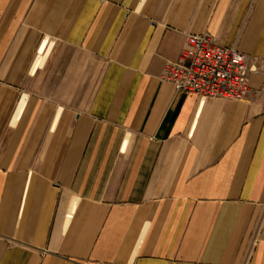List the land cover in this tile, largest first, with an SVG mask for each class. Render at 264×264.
<instances>
[{"label":"crops","instance_id":"obj_1","mask_svg":"<svg viewBox=\"0 0 264 264\" xmlns=\"http://www.w3.org/2000/svg\"><path fill=\"white\" fill-rule=\"evenodd\" d=\"M191 34L247 99L161 79ZM0 264H264V0H0Z\"/></svg>","mask_w":264,"mask_h":264},{"label":"built area","instance_id":"obj_2","mask_svg":"<svg viewBox=\"0 0 264 264\" xmlns=\"http://www.w3.org/2000/svg\"><path fill=\"white\" fill-rule=\"evenodd\" d=\"M253 72L247 54L218 44L209 34H191L178 59L166 63L161 79L178 95L243 101L251 93Z\"/></svg>","mask_w":264,"mask_h":264}]
</instances>
